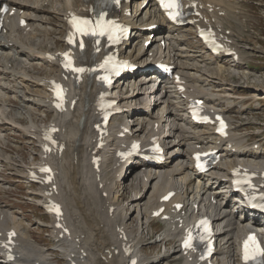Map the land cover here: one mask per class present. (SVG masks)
<instances>
[{"label": "bare ground", "instance_id": "obj_1", "mask_svg": "<svg viewBox=\"0 0 264 264\" xmlns=\"http://www.w3.org/2000/svg\"><path fill=\"white\" fill-rule=\"evenodd\" d=\"M7 2L10 5V10L5 16L4 26L0 32V47L4 49H0V63L3 65V68L0 69V76L2 79H5V71L12 72L10 75H14L13 77L15 78L11 79V81L15 82L13 87L17 89H12V87L10 89L13 93L18 94L20 101L17 100V97L12 99H8L7 97L3 100V96L0 95V132H4L3 137L0 134V165H4L6 169H10V175L8 176L10 179L22 181L28 177L24 163L34 162L30 161L34 153H32L30 147L26 151L25 147L27 146L24 142L34 143L31 140V136L40 134L41 132L44 121L41 115H44L45 118L51 115L49 112L51 111L48 100L49 96L45 92V87L40 86L39 83L43 80L42 70H48V66L52 70V74H58L59 72L58 59H53L48 55V52L55 53L65 47V30L58 28H65L66 20L72 12H80L87 15L92 10L99 8V2L97 0H7ZM126 6L128 7V4ZM236 6H238L237 0L199 1V10L204 14V17L209 18L208 21L210 23L213 22L218 29L222 28V32L225 34L226 29H230L228 16L234 14ZM132 7L133 13L129 16L125 15V13L128 14L131 9L126 12L124 9L117 10L114 14L120 16L122 20L128 22L133 27L131 37L119 47V51L123 57L129 58L139 64V68L133 75L126 76L128 78L127 82H122L121 80L115 84L116 88L112 94L123 111L113 117L109 126L110 133L104 139L106 145L96 152V155L102 156L99 172L94 171L88 165L93 154L92 150L96 149V143L94 142L96 131L94 127L99 116L95 101L100 87L94 79L88 77L78 87L74 86L70 90V93H74L73 96L78 98L75 109L66 112L64 115L58 113L56 118H54V121L64 128V131L59 136L66 143V149L62 155H55L51 159V163L58 170L60 176L61 186L58 187V192L63 196L67 204L63 222L69 228V235L74 239H78L80 247L89 252L94 264H124V260H121L123 258L121 254L115 255L113 259L103 262H101L99 256L102 255L104 257L105 250L112 247L115 250L118 247L122 240L118 238L117 228H120L125 223L128 227L125 226L123 232L127 234L129 243L139 244L141 247H144L143 244L148 243L144 240L152 232V220L148 219L149 209L154 207L157 200L166 193L165 190L167 188L185 189L186 183L183 179L175 178V176L183 173L186 169H189L190 173L189 182L199 177L203 180L202 188L209 189L219 186L220 190L218 193L224 197L230 192L227 175L232 164L241 163L248 165L250 162H253L257 166H264V156L261 157V154L264 153L262 146L258 148L255 154H251L249 159L246 157L249 149L242 144L243 136L235 133L228 139L214 137L213 128L211 127L192 129L195 126L191 125L188 116L182 112V109L179 112L175 108L173 109L166 105L160 106L165 101L156 99L155 92L158 91L161 85L162 90L169 89L170 96L178 99L182 96V92L177 89V83L173 79H159L152 75L135 76L139 70H141L143 75H149L147 72L150 69L151 63L158 59L166 58L169 63L176 65L177 72L181 75L180 83L188 87L189 95L205 97L209 110H219L220 107L226 105L223 110L230 111L238 104L230 100L228 92H252L256 99L264 95V84H261L258 78L248 75L247 72L241 73L239 71V68L244 63L242 53H249L245 49L258 50L248 47L245 39L237 40L233 38V30H230V33L226 34V37L233 39L232 45L238 52L237 60L221 54L216 56L210 55L203 48L196 49L199 48L198 46H194V48L181 47V44L188 40L192 29L172 25L164 16L159 14L155 0H134ZM210 9L212 10L210 11ZM11 10H14L13 14H10ZM222 12H224V16L220 15ZM22 17H26L29 21L26 27L20 26ZM153 24L158 26L159 32H165L166 30L167 34L153 37L151 42L153 44V55L151 59H148L144 57L146 50L143 48V43L150 38V32L146 30V27ZM28 26L33 30L25 33L24 31ZM16 31L19 32V35ZM60 33H63V35L57 37L56 35ZM190 37L195 38L196 36ZM163 39H166L165 47L161 44ZM128 46H131V48L129 47L126 50ZM93 51L94 47L91 43H88L86 50L78 53L77 56L78 58H85L87 63H91L100 59L103 54V50L98 54L93 53ZM194 60L198 61L195 62ZM200 62H204V64ZM221 62L226 64L227 67L219 65ZM22 69H24L25 74L21 73ZM192 69L196 70L192 72ZM19 73H21L19 78H16ZM150 81H152V84L149 86H138V82ZM133 82L134 85H132ZM197 82H205V86H218L220 89L212 91V89L198 85ZM0 86L6 88V90L8 89V86L2 83H0ZM29 86V89H37V86L40 89L29 91L31 96H26V91L19 92L18 90ZM5 92L0 91L1 94ZM131 97L132 99L130 100ZM6 101H9V103ZM151 101L154 102L153 106ZM233 103L234 105L231 106ZM4 104L10 105L12 108L15 106L16 109L10 108L8 110L3 106ZM30 104L36 107L33 108ZM156 107H158V114H153V110ZM239 107L242 108V105ZM172 112H174L175 120L178 121L176 124H172V120H170ZM129 116L132 117L131 120H134H128ZM147 116L156 117V119L150 120ZM127 121L130 122L126 125L135 129L133 135L136 137L141 132H144L148 136L159 135L166 154L164 164L157 163L151 166L152 170H149L148 164L143 160L121 162L115 157V151L123 141V139L117 138V127L125 124ZM229 121L234 125L233 118H229ZM156 122L159 123L157 130L155 128ZM186 124L190 126L186 127ZM11 136L14 138H11ZM10 141L16 144L14 149L10 148ZM19 143H23L24 145H17ZM198 145L201 148H217L222 155V161L202 175H197L191 166L190 154L192 151L198 149ZM230 145L237 147L235 157L232 159H229L234 154L230 153ZM185 146H187L186 149H184ZM18 166L21 169L17 168ZM125 167L132 169V172L139 169L138 172L142 173V178L138 179L137 175L133 173L130 175H127L125 172L122 173L123 177L121 181L123 182V179L127 181L124 185L127 189V196H125L126 200H122L123 204L116 206V208H120L119 214L116 215L110 212V208L114 204H117V198L114 194L113 196H110L109 193L107 196L103 195L104 190L109 191L107 188L108 183H105L103 179L106 178L108 173L115 175L123 171ZM168 167L170 169H167ZM72 170L76 172V178L79 180L77 200L87 197L92 201V220L90 222L81 220L79 216H72L78 211L74 202H72L73 195L71 192L73 185L70 183L71 180H74L71 176ZM0 173L4 174V171L0 170ZM162 177H164L162 181L164 186L158 184L159 179ZM0 180H3V178H0ZM139 182H142L147 190L141 192ZM0 188H2L1 184ZM100 188H104L103 191H99ZM188 190L186 188L184 193H188ZM193 190L195 191L194 204L201 189L198 190L197 186ZM44 191V187L33 191V196L40 198V201L37 200L39 204H42L46 197ZM147 192L149 193L148 195ZM205 192L206 197H201L200 201H204L211 210L210 216L214 222L216 237L220 239V246L217 249L218 253L227 254L228 257V259L222 260L221 264H233L230 258L234 251L235 242L243 231L245 218L243 215H239L245 213L246 204L237 199L235 200V204H231L229 201L225 202L222 199H219L218 203L213 204L209 200L212 196L211 192L207 190ZM98 196L104 197V199L102 198L103 204L100 199L97 200ZM2 206L4 205L0 204V207ZM188 206L189 203L186 200L185 208H188ZM180 213L182 214V211ZM131 217L136 221L135 227H132L128 223ZM5 218H11V220L16 221V216H13L9 212H7ZM259 222L261 223L260 225L264 224V220H260ZM26 229L27 233L23 236V239L32 242L33 239L29 226ZM159 235L155 239L156 243L164 242L173 246L171 250H166V252L155 257L154 260L163 262L172 254H175L176 258L181 257L180 247L174 244L175 238L170 237L167 230L163 233L161 232ZM75 246L79 245L76 244ZM26 249L32 251L30 255H25ZM48 249L50 247L40 248L26 244V246L18 248L19 254L16 262L7 261L3 253H0V264H18L19 262L26 261H39V264H46L50 259L48 257ZM78 257L80 258L79 254Z\"/></svg>", "mask_w": 264, "mask_h": 264}, {"label": "rangeland", "instance_id": "obj_2", "mask_svg": "<svg viewBox=\"0 0 264 264\" xmlns=\"http://www.w3.org/2000/svg\"><path fill=\"white\" fill-rule=\"evenodd\" d=\"M247 1H249V0H244V2L246 3ZM239 10H241L242 12L240 13V20L242 21L243 20V18H245L247 21L248 20H250V19H252V16L251 15H248V13H251V10H250V8L249 7H247V6H243L241 9H239ZM256 10V12H258L259 14H263V16H264V8L262 7V5H259L258 7H254V11ZM264 19V17H262V18H260L259 20H261L260 21V23H264V21H262ZM238 31L236 32L237 33V36H243L244 35V27H242V26H239L238 28ZM27 33V32H26ZM22 34H23V32H22ZM243 34V35H242ZM63 35V33L61 34H57L56 36L57 37H61V36ZM131 46H133L132 44H131ZM131 46H128L127 48H126V50L127 49H129V47L131 48ZM250 48H253V47H250ZM0 49L1 50H4V49H2L1 47H0ZM7 49V48H6ZM255 49V48H254ZM125 50V51H126ZM249 51V53L251 52V51H253V49H250V50H248ZM259 51V50H258ZM255 52V51H254ZM0 68H2L1 66H0ZM256 75H259L260 76V78H258L259 80H260V83L261 84H264V72L263 73H257ZM243 80V79H242ZM28 88V91H26L25 93H26V96H31L30 95V92L29 91H31V90H37V89H35V88H32V89H29L30 88V86L29 87H27ZM17 89V88H16ZM19 91H21V89H18ZM39 90V89H38ZM250 91V90H249ZM24 92V91H23ZM246 92V91H245ZM9 94V96H15V94L14 93H11V92H9L8 93ZM17 100L18 101H20V97L18 96V94H17ZM12 106H10V105H7V108L8 109H10ZM262 108H260L261 110H262V112L261 113H259L258 114V117H257V119L258 120H261L262 122H264V102L262 103V106H261ZM130 117V116H129ZM11 138H14L13 136H11ZM29 144V142H27L26 143V145H28ZM11 145H14L13 147H12V149H14V147L16 146V144L14 143V142H11ZM17 145H20V146H23L24 144L23 143H19V144H17ZM14 151V150H13ZM17 168H20V166H18ZM21 169V168H20ZM21 188V187H20ZM20 188H13V186H11V188L10 189H8V193H9V195H8V198L7 199H9L10 201H12V202H14L16 205H17V207H15L22 215H24V214H28L29 215V217L30 218H28L29 220H30V222H31V226H33V231H34V235H35V237H36V239L39 241V243L41 244V246H43V247H49V245H51V242H50V239H49V231H47V230H45V229H39L38 227H36L37 225L35 224V222H34V220H35V218H37V217H42L43 216V214H42V210H41V208L40 207H38L37 205H36V200H32L31 198H30V193L28 194V189H20ZM0 196H4V197H6L3 193H1L0 192ZM25 196V197H24ZM29 197V198H28ZM126 199V198H125ZM38 202V201H37ZM43 218V217H42ZM44 220H45V218H43ZM95 220H97V221H100L99 219H97V218H94ZM129 223L132 225V227H135L136 226V221H135V219H130L129 220ZM35 226V227H34ZM158 229H159V227H157ZM136 230V229H135ZM154 234L155 235H151L149 238H146V241L148 242L147 244H146V246H144L143 247V250L145 251V252H147V253H155V252H161V250H162V244L160 243V242H158V243H154V240L156 239V238H158L159 237V231L155 228V226H154ZM153 240V241H152ZM152 243V244H151ZM59 263L60 264H63V261H62V259H59Z\"/></svg>", "mask_w": 264, "mask_h": 264}, {"label": "snow or ice", "instance_id": "obj_3", "mask_svg": "<svg viewBox=\"0 0 264 264\" xmlns=\"http://www.w3.org/2000/svg\"><path fill=\"white\" fill-rule=\"evenodd\" d=\"M161 5L168 11L169 15L172 16L173 19H175L176 16L179 14V12H178V9L180 7L179 0H161ZM81 23L87 24L88 22L87 21H82ZM70 63L71 62L69 61V63L66 64L65 66L66 67L70 66ZM74 70L83 71V69H74ZM104 79H107V77H105ZM58 95H59V92H58ZM202 223H205V222H202ZM189 239H191V238H189ZM250 239L253 241V243H255V238L254 237H252ZM186 244H187V242H186ZM254 252L256 254H259V253L264 252V250L259 249V247L257 246L255 248ZM249 258L250 257H249V251H248V243L246 242V244H245V259H249ZM251 258L254 259L255 255H253Z\"/></svg>", "mask_w": 264, "mask_h": 264}]
</instances>
